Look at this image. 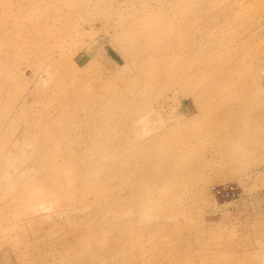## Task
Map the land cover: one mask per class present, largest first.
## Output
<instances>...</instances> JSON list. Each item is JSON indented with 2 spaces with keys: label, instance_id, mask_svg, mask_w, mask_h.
<instances>
[{
  "label": "rangeland",
  "instance_id": "rangeland-1",
  "mask_svg": "<svg viewBox=\"0 0 264 264\" xmlns=\"http://www.w3.org/2000/svg\"><path fill=\"white\" fill-rule=\"evenodd\" d=\"M0 264H264V0H0Z\"/></svg>",
  "mask_w": 264,
  "mask_h": 264
},
{
  "label": "built area",
  "instance_id": "built-area-1",
  "mask_svg": "<svg viewBox=\"0 0 264 264\" xmlns=\"http://www.w3.org/2000/svg\"><path fill=\"white\" fill-rule=\"evenodd\" d=\"M230 191L229 190H225V191L217 190V194H220L223 197H229L230 196V198H234V195H235L234 190L232 189Z\"/></svg>",
  "mask_w": 264,
  "mask_h": 264
}]
</instances>
